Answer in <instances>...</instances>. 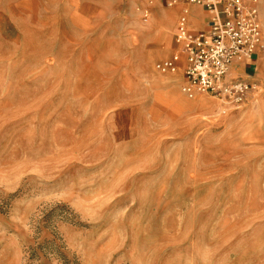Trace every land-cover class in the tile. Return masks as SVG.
I'll use <instances>...</instances> for the list:
<instances>
[{
    "label": "rangeland",
    "instance_id": "obj_1",
    "mask_svg": "<svg viewBox=\"0 0 264 264\" xmlns=\"http://www.w3.org/2000/svg\"><path fill=\"white\" fill-rule=\"evenodd\" d=\"M182 10L0 0V264H264V51L244 107L189 99Z\"/></svg>",
    "mask_w": 264,
    "mask_h": 264
},
{
    "label": "built area",
    "instance_id": "obj_2",
    "mask_svg": "<svg viewBox=\"0 0 264 264\" xmlns=\"http://www.w3.org/2000/svg\"><path fill=\"white\" fill-rule=\"evenodd\" d=\"M169 7L181 4L174 45L178 53L155 64L160 75H172L184 64L181 92L189 99L204 94L224 110H239L258 94V87L237 75L264 51V31L258 6L261 0H164ZM197 6L210 16L204 32H189V10ZM148 10L144 12L146 19ZM236 69H233V68Z\"/></svg>",
    "mask_w": 264,
    "mask_h": 264
},
{
    "label": "crops",
    "instance_id": "obj_3",
    "mask_svg": "<svg viewBox=\"0 0 264 264\" xmlns=\"http://www.w3.org/2000/svg\"><path fill=\"white\" fill-rule=\"evenodd\" d=\"M263 0H261L259 6H258V14H259V8ZM260 17V14H259ZM208 20V16L204 13H202L198 7L196 6H191L189 7V21L191 22V32L195 31H205L206 30V22ZM259 56V55H258ZM258 57H256L250 65L247 66H241L238 71L237 75L241 78H245L246 80L250 81L251 80V75H253L255 69L254 65L257 62Z\"/></svg>",
    "mask_w": 264,
    "mask_h": 264
}]
</instances>
